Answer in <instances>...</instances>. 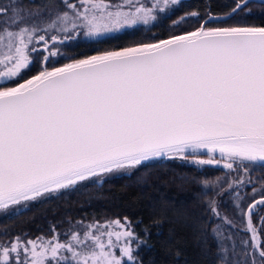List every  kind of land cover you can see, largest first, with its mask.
<instances>
[{
  "label": "snow or ice",
  "instance_id": "1",
  "mask_svg": "<svg viewBox=\"0 0 264 264\" xmlns=\"http://www.w3.org/2000/svg\"><path fill=\"white\" fill-rule=\"evenodd\" d=\"M163 3L167 6L169 0ZM247 3L237 0L227 15ZM157 7L142 0H63L64 10L49 8L41 27L35 19L41 10L25 13L14 3L0 6L5 17L0 26V81L20 77L35 62V54L44 53L37 75L14 87L0 85V209L26 206L46 194L155 158L239 170L243 175L228 184L229 190L252 183L250 177L245 180L250 168L264 165V26L206 27L220 20L209 12L198 29L183 35L51 70L44 66L60 53L41 32L68 33L82 27L85 35H97L148 24L156 19ZM58 39L50 36L52 42ZM200 150H207V159L200 158ZM258 191L259 200L246 210L239 204L236 208L247 216L245 230L256 249L251 255L258 253L264 264V239L252 222L257 208L264 207V191L253 188L254 194ZM207 206L232 225L219 213L215 199ZM112 225L123 231H105L94 221L81 225L82 232L70 225L63 242L54 225L50 239L17 236L0 241V264H138L132 244L145 241L127 218L106 226Z\"/></svg>",
  "mask_w": 264,
  "mask_h": 264
},
{
  "label": "trees",
  "instance_id": "2",
  "mask_svg": "<svg viewBox=\"0 0 264 264\" xmlns=\"http://www.w3.org/2000/svg\"><path fill=\"white\" fill-rule=\"evenodd\" d=\"M237 0H178L171 11L174 15L152 22L142 29H131L110 38L95 41L67 39L57 44L59 56L49 61L46 67H54L67 61L84 58L139 44L159 38L189 31L199 25L210 12L222 15L235 6ZM13 3L24 9L25 13L41 10L36 16L38 22L48 19V9L53 12L63 9V0H0V6L10 8ZM193 12L199 13L192 17ZM165 14V13H163ZM10 15V14H9ZM177 16L173 24L172 16ZM184 17V19H181ZM5 17L0 16V26ZM216 26L255 25L264 26V0H248L247 7L231 16L208 23ZM43 52L35 54V62L30 69L8 82L0 81L2 86H12L38 73L41 70ZM255 177L264 191V165L257 163ZM226 181L222 177L217 183L199 182L188 190L159 183L139 185L128 189L115 182H101L85 188L66 190L62 194L49 196L32 206L0 220V228L8 235L21 233L36 235L51 233V226L61 232L68 229L74 221H94L104 218H127L132 230L145 241L136 246L134 256L138 264H218L205 241L204 223L207 201L213 192ZM207 183V187L205 184ZM255 195L260 196L259 191ZM255 196V197H256ZM254 199V198H253ZM65 237V235H61Z\"/></svg>",
  "mask_w": 264,
  "mask_h": 264
},
{
  "label": "rangeland",
  "instance_id": "3",
  "mask_svg": "<svg viewBox=\"0 0 264 264\" xmlns=\"http://www.w3.org/2000/svg\"><path fill=\"white\" fill-rule=\"evenodd\" d=\"M178 1V0H177ZM70 3H79V0H68ZM106 2H110L112 4H120L123 0H106ZM142 2L152 5L157 4L158 7L154 10L153 15L156 16L155 20L150 21L148 24H144L143 22H138L134 25H126L120 29L103 32L97 35H85L87 29L78 28L77 30H70L68 33H58L55 31L52 32H41L40 34H44L46 39H48L51 35L55 34L59 37L64 35H69L72 39L75 40H83V41H95L97 39L110 38L116 36L122 32H127L131 29H142L152 22H157L160 19L168 18L171 15L176 14V11H171V9H167V7H172L174 4H171V0H169V4L167 6L164 5L163 0H142ZM163 8L164 11H160L159 9ZM125 10H127V6H125ZM165 13V14H163ZM176 15L172 16V20L176 19ZM204 19V18H203ZM203 21V20H202ZM194 29L199 28L201 22ZM43 27V24L41 25ZM206 27H225V26H216L214 24H206ZM55 44V49H57V44L60 42H51ZM144 44V43H143ZM140 45V44H139ZM138 46V45H136ZM135 47V46H133ZM3 49L0 48V53H2ZM102 54V53H96ZM95 54V55H96ZM94 56V55H93ZM71 62V61H67ZM65 62V63H67ZM64 64V63H63ZM61 65V64H60ZM58 66V65H57ZM55 67V66H54ZM48 69L53 67H47ZM3 69V65H0V70ZM27 79V78H26ZM21 82V81H20ZM18 82V83H20ZM16 85V84H15ZM8 86V87H13ZM216 158L219 159V153L215 154ZM200 158L207 159V150H200ZM258 173L255 168H250L247 177L251 178L252 183H245L242 186H234L231 190L228 189V184L230 182H234L238 178H240L243 173L239 170H229L223 168V165H200L196 166L191 163H188L182 159L178 158H155L153 160L142 163L140 166H137L134 169L129 171H118L109 174H102L99 177L90 178L87 181L79 182L77 185L71 186L67 189H61L55 193L46 194L44 197L39 198L36 201L28 202L26 206H10L8 209H0V220L8 217L9 215L19 211L20 209L28 206H32L35 203L45 200L49 196L62 194L66 190L76 189V188H85L93 185H98L101 182L113 183L115 182L117 185L121 187H125L128 189H135L139 185L150 184V183H159L163 185H168L172 187H176L180 190H188L194 184L199 182H209V184L217 183L219 179L222 177L226 178V181L221 184L215 192H213L212 197L210 199H215L217 202V208L222 217L227 218L232 222V225L226 224L223 219H220L214 216L207 208V213L205 217L204 223V237L206 241V245L209 251L214 254L218 259V264H225V259L228 264H252V260L255 259L256 264H261L259 259V255L253 257L251 253L255 252L256 249H253L250 245L252 241L250 240V233L246 231V221L247 216L245 214H241L239 209L236 208V205L239 204L240 208H243L246 205L252 204L255 200H259L260 196H254L250 199L253 188L258 189L261 184L260 181L255 177V174ZM222 189L224 190L222 194L218 195L217 193H221ZM252 200V201H250ZM246 204V205H245ZM247 208H245L246 210ZM260 217H264V207L257 208L256 212L252 215V222L255 227L259 230V235L262 239H264V229L260 228ZM120 220L124 223L125 218H117L110 217L104 218L101 220H94L98 222L99 226L105 231H123L119 226L112 225L111 228H108L107 222ZM94 221H74L71 226L73 230L77 232H82L84 229L81 225H90ZM128 221V220H127ZM131 225V224H130ZM56 229V228H55ZM69 229V228H68ZM68 229H64L59 232L56 229V233L59 235V239L61 242L67 239V231ZM132 229V228H131ZM213 229L219 233L217 235L213 232ZM7 230L4 228H0V241L4 240H13L17 236H22L24 239H33L35 240L37 237L43 236L45 239H50L53 236V232L45 233L40 232L36 235H27L23 232L15 233V234H6ZM92 231H95L93 228ZM61 235H65L62 237ZM114 239V237H113ZM248 241V244L245 245L243 242ZM39 243V241H37ZM123 243V239L121 241ZM137 244L135 241L132 244V247L135 249ZM119 255V251L116 253ZM224 258V259H222Z\"/></svg>",
  "mask_w": 264,
  "mask_h": 264
},
{
  "label": "water",
  "instance_id": "4",
  "mask_svg": "<svg viewBox=\"0 0 264 264\" xmlns=\"http://www.w3.org/2000/svg\"><path fill=\"white\" fill-rule=\"evenodd\" d=\"M234 7V6H233ZM232 7V8H233ZM231 8V9H232ZM231 9L228 11V12H226L225 14H222V15H214V16H217V17H220V19L221 18H224V17H226V16H228L227 14L228 13H230V11H231ZM206 18L207 17H205L204 19H203V21H205L206 20ZM202 21V22H203ZM201 25V24H200ZM249 26H255V25H249ZM225 27H229V26H225ZM198 29V28H197ZM196 29H192V30H189V31H184V32H180V33H175V34H172V35H168V36H165V37H162V38H159V39H157V40H154V41H150V42H148V43H158L159 41H161V40H167V39H169L171 36H173V35H183V34H185V33H187V32H192V31H195ZM47 40H49V43H51L52 41L50 40V37L47 39ZM63 40H65L64 39V36H62V37H59V39L56 41V42H61V41H63ZM148 43H144V44H148ZM135 47H137V46H135ZM128 48H132V47H128ZM123 49H125V48H123ZM120 50H122V49H118V50H113V51H120ZM107 52H111V51H107ZM103 53H105V52H103ZM102 53V54H103ZM96 55H100V54H96ZM95 54H94V56H96ZM90 56H93V55H90ZM90 56H87V57H90ZM87 57H84V58H80V59H86ZM76 60H78V59H76ZM72 62V61H71ZM71 62H67V63H71ZM64 64H66V63H64ZM64 64H61V65H58V66H55V67H53V68H56V67H62ZM52 68H50L49 70H51ZM38 73H36V74H34V75H37ZM34 75H32V76H34ZM32 76H30V77H28L27 79H30ZM27 79H25V80H27ZM25 80H23V81H21L20 83H23ZM20 83H16V85L17 84H20ZM16 85H14V86H16ZM13 86V87H14Z\"/></svg>",
  "mask_w": 264,
  "mask_h": 264
},
{
  "label": "flooded vegetation",
  "instance_id": "5",
  "mask_svg": "<svg viewBox=\"0 0 264 264\" xmlns=\"http://www.w3.org/2000/svg\"><path fill=\"white\" fill-rule=\"evenodd\" d=\"M250 201H252V200H250ZM245 205H246V204H245ZM247 206H248V205H246V206L244 207V209L247 208ZM206 213H207V212H206Z\"/></svg>",
  "mask_w": 264,
  "mask_h": 264
}]
</instances>
